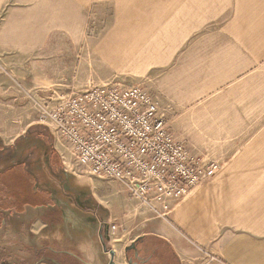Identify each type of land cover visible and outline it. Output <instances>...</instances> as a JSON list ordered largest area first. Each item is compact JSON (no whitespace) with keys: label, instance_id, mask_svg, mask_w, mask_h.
<instances>
[{"label":"crops","instance_id":"0c3cea01","mask_svg":"<svg viewBox=\"0 0 264 264\" xmlns=\"http://www.w3.org/2000/svg\"><path fill=\"white\" fill-rule=\"evenodd\" d=\"M44 1L53 5L57 0ZM234 1L235 16L231 12L233 0H163V46L136 47L129 53L121 52L120 47H104L97 54L106 61L120 59L132 67H143L152 59L163 58L164 64L176 52L175 66L163 71L166 113H172L174 125L186 131L190 124L183 116H192L200 108L204 120L198 125L200 131H195L203 132L196 135L198 144L204 146L206 141V147L213 151L212 159L224 163L225 170L174 200L170 210L151 214L143 221V232L133 237L125 232L112 248L105 243L108 229L103 223L108 221L99 211H90L97 218L91 222V229L97 230L102 247L87 239L89 212L82 203H70L65 198L50 204L34 199L24 205L22 200L16 201L1 211L5 220L0 227V264L47 260L54 264H129V250L135 243L142 251L140 255L148 250L155 264H204V260L208 264H264V0ZM32 2L33 6L18 9L11 18L17 26L14 33L29 44L13 47L6 42V47H0L1 54H9L5 64L12 75H21L26 82L34 81L24 68L34 67L29 57L41 48L37 47L40 35L46 38L55 26L52 13L47 14L48 23L38 18L50 5L41 4V0ZM128 25L134 26L131 22ZM232 33L240 36L239 43L228 39L211 42L214 35ZM137 34L146 35L143 31ZM1 35H12V28L4 29ZM172 35H191L199 40L188 47H173L166 39ZM202 35L208 40L201 39ZM3 76L0 78L5 80ZM12 87L9 82L5 89L14 95ZM206 99L205 108L201 101ZM33 115L21 104L13 109L0 107V138L7 145L15 144L34 124L36 115L28 120ZM184 121L187 127L181 125ZM244 133H255V151L250 146L237 154L238 149L249 146ZM79 190L75 192L81 197L88 196ZM107 195L114 198L112 203L119 207L122 218L135 214L137 208L124 203L127 192L122 185L99 196L104 199ZM103 204L105 201L99 199L98 205ZM56 230L67 238H80L60 247Z\"/></svg>","mask_w":264,"mask_h":264},{"label":"rangeland","instance_id":"374dc122","mask_svg":"<svg viewBox=\"0 0 264 264\" xmlns=\"http://www.w3.org/2000/svg\"><path fill=\"white\" fill-rule=\"evenodd\" d=\"M55 2L56 3L53 5L44 0L40 2L41 4H45V6L50 5V8L40 11L38 14L39 22L48 23L47 14L52 13L51 16L55 19V26H52V28L48 30V36L46 38V35H40V42L37 44V47L41 48L36 50L29 57V61L33 62L34 67L24 68L29 75H32L33 82L24 81L21 75L13 76V72L5 64V62L8 61L6 57L9 54H1L0 51V75H4L3 77L5 80H8L10 84L13 85L10 90L15 92L13 95V93L6 91L7 89H5V86L9 82L0 78V107L13 109L17 104H21L25 105L27 110L36 115L34 124H32L28 130L37 127L49 135V142L52 143L53 149L52 155L50 156V144L48 142L44 143L38 135H30L27 138L29 132L27 130L28 132L26 131L25 136L15 142L16 145H18V149L13 155V159L17 161L18 159H22L25 155H30L32 151H36V155L30 163V167H34L32 172L41 188L51 185L57 194L61 193L64 189L60 180L62 179L67 187L72 186L88 192L87 200L85 197L79 196L74 198L75 204L76 202L82 203L84 205V211L88 210L89 212L87 221L88 228L90 229L87 239L99 243L101 247L103 245L101 237L97 235V230L91 229V222L97 220L91 212L99 211L108 221V223H103L108 229L105 243L107 247L112 248L113 244L120 243L118 237H122L125 232L128 231L130 237L143 232L145 229L142 227L143 221L147 220L151 214H163L164 210L162 209L159 212H155L148 206L140 203L137 199H132L125 195L124 203L127 206H135L137 210L134 215L128 218H122L119 207L116 205L114 206L112 203V200H114L112 196L110 197L107 195L104 199L99 196L102 192L108 194L109 190L120 188L121 185H119V183L105 180L91 181L86 177H77L70 171H67L69 177L64 181L63 173H66V165L63 161L72 160V158L68 154H64L56 146L54 136H52L50 129L45 124L37 121L41 105H45L47 108L49 107V109H51L57 102L66 101L72 94L86 91L94 86L98 87L113 83L122 85L141 84L150 93L160 99L161 108L169 123V127L177 139L184 141L193 153L201 154L207 160L214 161L211 155L213 151L206 147V141L204 146H200L196 139V135L199 136V134L203 133L202 131L195 132L200 131L197 130L199 129L198 125L204 120V117L199 114L200 108L197 112L193 113L192 116H183L182 119L186 120L188 125L190 124V126L187 127L186 122H182L181 125L187 127L186 131L174 125L173 119L175 117L172 113L170 115L166 113L168 109L165 106V98L162 90L163 71L171 69L168 68L169 65L175 66L176 52L173 51V57L166 60L167 62L164 64L163 58L160 60L152 59L143 67H132V64H129L126 60L119 59L114 60L115 62L113 60L106 61L97 56L104 47H120L119 49H123L121 52L129 53L134 51L136 47L163 46V0H57ZM233 3L234 7H232L231 12L235 16L237 11L236 2L233 0ZM33 5L32 0H0V47H6V42L13 47H17V45L21 46V43L23 45L29 44V40L23 43V37L17 36L14 33L15 30H17V26H15V21H12L11 18L18 9ZM119 10L121 11L120 15L118 13ZM130 22L134 24V26H129L128 24ZM129 27L131 28L129 29ZM6 28H12V35H1V31ZM139 31H143L147 36L137 34ZM8 34H10V32H8ZM166 39L167 44L170 45V42L174 45L173 47H188L189 44L192 45L196 43L199 37L195 38L191 35H172L168 36V38L166 37ZM201 39L208 40V37L207 35H202ZM227 39V42L239 43L240 36L234 33L226 36L214 35L211 42L222 43ZM205 43H209V41ZM13 55L14 53H12L11 56ZM5 72L8 74L6 75ZM207 104V99L201 101L203 107L206 108ZM34 115L32 119L28 120L32 121ZM244 134L248 135L246 142L249 146L238 149L237 154H240L242 151L245 153L249 150L250 146H252L251 150L253 152L255 151V147L252 144L255 140V133ZM2 141L5 142V140ZM48 161L53 166L52 171H54L60 179L53 178L51 173H49L50 170L46 168L50 167ZM10 163V161L0 163V171L4 170ZM220 164L222 165V169L217 175L195 187L207 184L222 173L226 165L224 163ZM239 166L246 167L247 165ZM252 166L256 167L257 165ZM14 179L15 177H8L4 174H0V227L1 221L5 220V214L1 213V211L5 209L6 206H11L13 201L18 200L15 192L20 191V188H17V180ZM98 182H101V184H98ZM93 192L98 196L95 194L94 197L92 195ZM62 198H65L66 201L68 199L67 197ZM99 199L105 201L106 204H103V206L98 205ZM68 201L74 203L70 199H68ZM81 214H84V212H81ZM114 223L118 224L116 231L112 229V224ZM109 225H112L111 229L113 235L109 230ZM56 231L55 235L58 236L61 242L58 243L60 247L61 245L68 247L70 244L69 240L75 242L80 238H67L62 231ZM64 231H66V229H64ZM40 234H42V232ZM73 235L74 233H72V236ZM206 249L205 247L206 259H208ZM107 252L110 253V251ZM203 263L208 264V261L204 260Z\"/></svg>","mask_w":264,"mask_h":264},{"label":"built area","instance_id":"2783aa9c","mask_svg":"<svg viewBox=\"0 0 264 264\" xmlns=\"http://www.w3.org/2000/svg\"><path fill=\"white\" fill-rule=\"evenodd\" d=\"M37 121L71 156L63 161L67 171L117 182L155 212L170 210L174 200L222 169L177 139L160 99L141 84L90 87L51 109L41 105Z\"/></svg>","mask_w":264,"mask_h":264},{"label":"flooded vegetation","instance_id":"af4514ba","mask_svg":"<svg viewBox=\"0 0 264 264\" xmlns=\"http://www.w3.org/2000/svg\"><path fill=\"white\" fill-rule=\"evenodd\" d=\"M30 135H38L44 143L48 142L50 144L49 146L51 147L50 156L52 155V153H53L52 143L49 142V135L45 131L35 127L28 132L27 138ZM17 149H18V145H16V143L13 145H7L0 138V163H2L4 161L5 162L10 161L11 162L9 166H7L4 170L0 171V174H4L5 176H7L8 175L7 174L8 169L17 168L18 173L15 174L17 179L15 178V180H17L16 184L19 186V188H21V185H22V182H21V179L23 178L22 176L26 175L28 177H31L33 179L34 187L36 190V194L31 196V199L32 200L34 199V201H40L41 203H44V204H50L52 202H55V200H58L62 197H67L68 199H70L71 201H73L75 203L74 198L79 195V193L75 192V191H77L79 189L72 187V186L67 187V185H65V182H63L62 179L57 177V174L54 171H52L53 166L49 162L50 157H49V161H48V164L50 167H46V168L50 170L49 173H51L53 178H55V179L59 178L61 180L63 188L65 189V190L63 189V192L58 193V194L55 192V190L52 188L53 186H51V185H48V187H45V188H41L38 185V183L36 181L37 179L35 178V176L33 175V172H32L34 170V167H30V163L33 161V159L36 155V151H32L30 153V155H25L22 159H18L17 161H15L13 159V155L15 154ZM68 177H69V174L67 173V170H66V173H63V180L65 181V179H67ZM79 191L86 193V195L88 194V192H86L85 190H79ZM67 195H69L70 197ZM79 197H81V196L79 195ZM86 200H87V196H86ZM17 201H20V199H18ZM2 222L3 221H1V224H2ZM131 252L133 255L131 254ZM147 252H148V250L144 251V255L141 256L140 254H142V251L137 249V243H135L131 247V249L129 250L128 259L133 258L135 264H155V261H154L155 259L152 258V255L148 254ZM43 263L44 264H54L52 262H47V261L39 262V264H43Z\"/></svg>","mask_w":264,"mask_h":264},{"label":"trees","instance_id":"16d2710c","mask_svg":"<svg viewBox=\"0 0 264 264\" xmlns=\"http://www.w3.org/2000/svg\"><path fill=\"white\" fill-rule=\"evenodd\" d=\"M52 136H53V134H52ZM17 173H18L17 168H11V169L7 170V174H8L7 176L8 177H15L16 178L15 174H17ZM22 177L23 178L21 179L22 185H21L20 191H16L15 193H16L17 198L23 201V202L21 201V203L24 205L29 200H31L32 195L36 194V190L34 187L33 179L31 177H28L26 175H24ZM16 186H18V185L16 184ZM17 188H19V186ZM15 202L16 201H13V204ZM21 203H18V204H21Z\"/></svg>","mask_w":264,"mask_h":264},{"label":"water","instance_id":"95a60500","mask_svg":"<svg viewBox=\"0 0 264 264\" xmlns=\"http://www.w3.org/2000/svg\"><path fill=\"white\" fill-rule=\"evenodd\" d=\"M28 131H30V130H28ZM110 264H114V262L112 261ZM129 264H135L133 258H129Z\"/></svg>","mask_w":264,"mask_h":264},{"label":"bare ground","instance_id":"6f19581e","mask_svg":"<svg viewBox=\"0 0 264 264\" xmlns=\"http://www.w3.org/2000/svg\"><path fill=\"white\" fill-rule=\"evenodd\" d=\"M161 98V97H160ZM181 199V198H180ZM128 213V212H127Z\"/></svg>","mask_w":264,"mask_h":264}]
</instances>
